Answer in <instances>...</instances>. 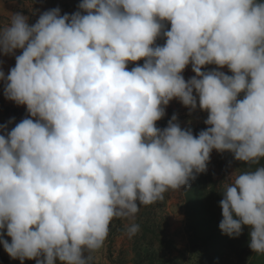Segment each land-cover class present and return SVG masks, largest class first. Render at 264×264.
I'll use <instances>...</instances> for the list:
<instances>
[{
  "label": "clouds",
  "instance_id": "clouds-1",
  "mask_svg": "<svg viewBox=\"0 0 264 264\" xmlns=\"http://www.w3.org/2000/svg\"><path fill=\"white\" fill-rule=\"evenodd\" d=\"M77 8L48 9L34 24L15 12L0 26V54L15 56L7 75L0 69L4 96L28 113L10 131L15 118L0 125L4 251L20 264H91L113 220H129L135 236L140 208L190 186L216 150L256 165L227 179L219 229L237 238L248 226V246L264 254V2ZM173 99L190 112L198 101L208 127L193 135L176 114L157 127Z\"/></svg>",
  "mask_w": 264,
  "mask_h": 264
},
{
  "label": "rangeland",
  "instance_id": "rangeland-1",
  "mask_svg": "<svg viewBox=\"0 0 264 264\" xmlns=\"http://www.w3.org/2000/svg\"><path fill=\"white\" fill-rule=\"evenodd\" d=\"M10 2L16 0H2ZM21 4V3H20ZM38 3L35 0H28L27 10L20 12L30 19L34 16ZM29 19V20H30ZM9 21L0 16V26ZM143 64V62H135ZM135 63H129L131 70ZM216 68L215 65H207L202 71ZM226 74L231 72L224 67L219 69ZM185 80H188L195 73L189 64L182 73ZM195 94V93H194ZM173 114L177 115L182 128L191 127L193 135H197L201 130L208 127L204 124L207 119V112L199 109L189 110L177 99L170 101L166 107V114L157 121V127L164 128ZM236 170L232 164H228L216 150L210 154V162L207 164V171L212 175L217 184V189L222 192L229 176ZM135 222L140 225V231L129 238L126 234V225L130 223L127 219H115L110 224L108 238L101 249L92 254L91 264H206L201 257V250L196 246L198 239L192 236V231L188 228L187 216V196L186 189L182 187L179 191H169L165 193V198L157 204L142 206L135 217ZM248 226H243L242 234L234 239V247L229 248L222 258L231 264L238 262L235 253L239 244L247 242L249 245ZM248 234V235H247ZM250 257L243 255V264H264V254L253 252L250 247ZM59 264V262H57Z\"/></svg>",
  "mask_w": 264,
  "mask_h": 264
},
{
  "label": "trees",
  "instance_id": "trees-1",
  "mask_svg": "<svg viewBox=\"0 0 264 264\" xmlns=\"http://www.w3.org/2000/svg\"><path fill=\"white\" fill-rule=\"evenodd\" d=\"M264 2V0H261ZM170 28V24L168 25ZM163 39H158V44H163ZM140 62H143L141 60ZM222 158L232 164L236 170H245L256 165H248L245 162L234 159L232 153H219ZM264 164V159L261 160ZM217 184L213 180L209 171L199 173L195 180L190 181V186L185 187L187 196V216L188 228L192 231V236L198 239L195 247L201 250V257L206 264H225L228 262L222 258L229 248L234 247V239L223 234L219 229L222 220V209L219 202L223 198L222 193L217 189ZM248 235V234H247ZM235 249L238 262L231 264H243V255L250 257L247 242H243Z\"/></svg>",
  "mask_w": 264,
  "mask_h": 264
},
{
  "label": "crops",
  "instance_id": "crops-1",
  "mask_svg": "<svg viewBox=\"0 0 264 264\" xmlns=\"http://www.w3.org/2000/svg\"><path fill=\"white\" fill-rule=\"evenodd\" d=\"M38 3L34 16L29 20L30 24H34L39 18V15L48 9L59 7L61 15L64 13L72 14L78 10L77 6L81 0H35ZM21 3V4H20ZM28 0H16L3 2L0 0V16L6 20L15 12H20V9L27 10ZM20 7V9L18 8ZM22 50H16V55H20ZM15 66V56H4L0 54V69L5 75L8 74L10 68ZM28 116L26 106L17 105L14 101L8 100L4 96V82L0 81V125L5 124L10 119L15 118L12 124H9V131L15 127L23 118ZM3 134V133H0ZM11 242V238L5 236ZM0 264H20L18 259H12L0 244ZM24 264H35V260H25Z\"/></svg>",
  "mask_w": 264,
  "mask_h": 264
}]
</instances>
